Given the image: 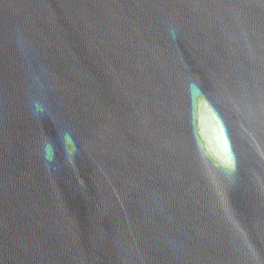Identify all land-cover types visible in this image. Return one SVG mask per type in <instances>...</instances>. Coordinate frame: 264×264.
<instances>
[{"label":"water","instance_id":"1","mask_svg":"<svg viewBox=\"0 0 264 264\" xmlns=\"http://www.w3.org/2000/svg\"><path fill=\"white\" fill-rule=\"evenodd\" d=\"M0 264H264V0H0Z\"/></svg>","mask_w":264,"mask_h":264}]
</instances>
